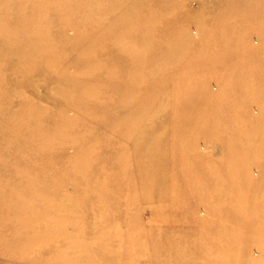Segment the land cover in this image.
I'll return each mask as SVG.
<instances>
[{
  "label": "rangeland",
  "instance_id": "1",
  "mask_svg": "<svg viewBox=\"0 0 264 264\" xmlns=\"http://www.w3.org/2000/svg\"><path fill=\"white\" fill-rule=\"evenodd\" d=\"M51 1L0 0V264H264V0Z\"/></svg>",
  "mask_w": 264,
  "mask_h": 264
},
{
  "label": "bare ground",
  "instance_id": "2",
  "mask_svg": "<svg viewBox=\"0 0 264 264\" xmlns=\"http://www.w3.org/2000/svg\"><path fill=\"white\" fill-rule=\"evenodd\" d=\"M55 2H56V0L51 1L52 5L57 7V5H56L57 3H55ZM63 2H66V3H64V4L61 3L60 4L61 6L57 7L58 12H59L60 8L62 9L61 12H66V11H71V10L76 11V8L73 7V4H70V2L67 3L66 0H63ZM14 4H15L17 14L24 15L23 9H22L23 5H22L21 0H15ZM85 4H86V2L84 0L79 2L80 6H84ZM0 5H2V3H0ZM38 10L40 11L43 9H41V6H40V8ZM31 11L33 12V13H31L33 16L32 18H34V13H35L36 9L34 8V10H31ZM70 18L71 17H69V19ZM83 21H85V19H82L81 23ZM3 22H4L3 18L0 15V42L2 44L0 46V53L1 54H3V53L7 54V55H3L1 57V58H3L4 56H6L2 60H0V72L2 73L5 71L6 73H4V76L8 75V76H10L9 77L10 79H7V80L4 79L3 80V77H0V84L3 83V85H5V86L8 85V88H9L11 85L14 86V82L17 81L19 74L26 73V72L31 70V68L34 66V62H35L34 60H36V59L39 60L41 56H43L42 58L44 60H46V58H48V53L45 55V52H43L44 49H42V48H39V50H38L37 47H38L39 41L26 40L24 38L27 30H29V27L33 25L32 21L31 22L29 21L27 23V26L25 25L26 27H24L22 29V33H21L20 29H12V28H9L8 30L4 29L3 28V26H4ZM79 24H80V22H79ZM19 32H20V34H19ZM80 37H82V36H80ZM82 39H85V37H82ZM21 41H23V43H24V51H22V52L15 51L14 53H12L11 51L14 50L17 47L16 45ZM25 51H26V53H24ZM27 51L29 53H27ZM16 60H17L18 64H16V63L14 64V62ZM7 64H8V67L6 68ZM9 64H12V68L9 67ZM1 97H2V92L0 91V102H1V100H3ZM25 114L26 113H24V112L21 113L22 116ZM0 137L5 138L4 131H2L0 133ZM1 138H0L1 142L5 140V139H1Z\"/></svg>",
  "mask_w": 264,
  "mask_h": 264
}]
</instances>
